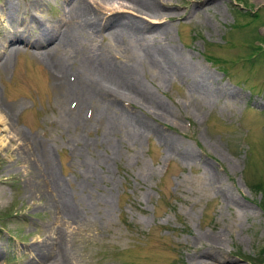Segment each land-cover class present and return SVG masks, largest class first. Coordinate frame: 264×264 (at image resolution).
Returning a JSON list of instances; mask_svg holds the SVG:
<instances>
[{"label":"rangeland","instance_id":"rangeland-1","mask_svg":"<svg viewBox=\"0 0 264 264\" xmlns=\"http://www.w3.org/2000/svg\"><path fill=\"white\" fill-rule=\"evenodd\" d=\"M6 1L0 45L12 22ZM11 1L18 25L36 15L60 30L39 48L13 41L0 62V264L263 260L252 186L264 181V0H149L170 15L163 21L99 5L103 23L113 21L91 33L96 42L70 40L135 67L134 77H104L124 98L116 102L89 95L83 55L68 72L58 67L54 43L79 0ZM117 14L149 30L113 41ZM146 46L159 57L141 55Z\"/></svg>","mask_w":264,"mask_h":264},{"label":"bare ground","instance_id":"bare-ground-1","mask_svg":"<svg viewBox=\"0 0 264 264\" xmlns=\"http://www.w3.org/2000/svg\"><path fill=\"white\" fill-rule=\"evenodd\" d=\"M124 1V2H123ZM169 0H162V2H168ZM197 1V0H196ZM200 1V0H199ZM153 2V1H151ZM158 3V1H157ZM170 3V1L168 2V4ZM195 3V2H194ZM93 4L96 5L95 9L94 8H91L90 5L92 4H89L87 3L86 0H79V3H78V7L70 14V18H67L66 21L69 19V23H66L64 24V26L62 27L61 31L62 33L60 34V36H58L57 38V41L54 43V49H55V56L58 58V62H60L58 64V67H60L63 71L65 72H68L67 71V66L69 65V68H70V63L76 58L78 57L79 55H83V62H84V65L83 66H87V71L89 70L90 72V75L87 76V78L90 79V82L92 81L91 80V77L93 78L94 77V81H92V83L94 84V87H95V90H93V92L89 93V95H97L98 93L104 95V97H108V98H111L113 101L115 100H119L121 101L122 98L118 93V91L115 89V88H112L111 87V83L110 85H106L107 82H105L103 84V81H108L107 78L111 75H114L116 77L120 76L122 78H126V77H134L136 76L135 75V67L134 69L132 68H120L117 67L113 61L111 59H114L113 56H111L112 53H108V59L106 57V52L103 51V49H100L99 52L97 50H92L91 48H88V49H83L81 51H78V47L76 45V43H74L73 40H70L71 38L72 39H83L87 34H88V38L86 41L88 42H91L93 44V41H95L93 38H92V35L91 33H93L94 31L96 30H99L100 28L104 27L105 25L107 26L109 23H111L113 20V18L111 19L110 18V21L107 20L106 23L104 24L103 23V20H105V16L106 14L103 13L101 11V8L102 7H99V5H106V6H115L116 5V9H114V11H119L121 9L124 10L125 12V8L127 7L128 10H131L133 11L135 14H138L140 16H145V17H148V18H153L152 20L154 19H161V18H164L166 16H168L170 18V15H167L165 13H162L160 11H157L156 9L157 6L155 5V3H150L149 0H100V1H95L93 2ZM160 5V4H159ZM93 6V5H92ZM94 7V6H93ZM115 8V7H114ZM193 8V7H192ZM64 9V8H63ZM108 10V9H107ZM110 10H113L110 9ZM3 16L2 17H5L10 15L9 18H11L12 22L10 21L11 25L9 27H7V30L5 28V42L0 45V55L1 57L3 56V61L1 60L0 62L3 63L4 65L3 66H6L8 65V62H9V56H10V50L9 48H7V45H9L10 43H12L13 41H19V42H22L24 44H26L27 46H31V47H42L45 45L46 42H49L51 41L52 39H54V37L57 36L59 30H60V26H55V28H52L51 25H50V22H45V21H40L37 19L36 15L32 16V18L29 20V21H26L22 26L21 25H18L17 23V18L19 17L18 16V13H16V9L14 8L13 6V2L11 0H7L4 4V7H3ZM127 11V10H126ZM26 14L25 13V10L23 11L22 15ZM137 15V16H138ZM174 15V14H173ZM120 16V14H117L116 16L114 15V18H116V21L118 23V29L115 31H113L111 33V38L113 39V41H116V38H117V33L119 32H124V34H128L130 38L128 39H131L134 41V39H136L137 37V34H142L144 33V30H147L148 28H144V25L142 23H139L138 22H133V20H126L125 18H118ZM139 16V17H140ZM175 16V15H174ZM131 18V17H130ZM7 19V18H6ZM135 19V18H134ZM145 20V19H144ZM143 21V19H142ZM151 21V20H149ZM161 21H163V19H161ZM19 22V21H18ZM103 23V24H102ZM34 25H39L41 27L40 29V32L39 33H34L35 31L33 32H30L27 30L28 26H34ZM34 28V27H33ZM149 30V29H148ZM123 35V33H122ZM143 35V34H142ZM116 37V38H115ZM127 37V36H126ZM125 38V37H124ZM150 38V37H149ZM118 39V38H117ZM127 39V38H126ZM130 40V41H131ZM137 40V39H136ZM135 40V41H136ZM147 40V39H146ZM141 41V40H140ZM142 41L144 42V40L142 39ZM154 41V40H153ZM96 42V41H95ZM117 42V41H116ZM116 42H114L116 44ZM122 42V41H121ZM132 42V41H131ZM130 42V43H131ZM137 42V41H136ZM142 42V43H143ZM113 43V44H114ZM128 43V42H127ZM126 43V44H127ZM145 43V42H144ZM138 44H140L138 42ZM112 45V44H111ZM119 45V44H118ZM147 45V44H146ZM156 45V44H155ZM115 46V45H114ZM127 46V45H126ZM125 46V47H126ZM131 46V45H130ZM117 47V46H115ZM137 51H138V48L137 46H135ZM139 47V46H138ZM109 48V46H108ZM112 48V47H111ZM118 48V47H117ZM122 48V47H121ZM153 48V47H152ZM151 48V49H152ZM159 48V47H158ZM107 49V47H106ZM116 49V48H115ZM123 49V48H122ZM80 50V49H79ZM113 50V49H112ZM135 50V49H134ZM162 50V49H161ZM160 50V51H161ZM136 51V50H135ZM109 52H113V51H109ZM141 55L143 54V56H145L147 58V55L150 57V59H154L156 55L155 51L154 52H151L149 49H148V46L144 47L141 49ZM159 51H157V54ZM163 52V51H162ZM97 53V55H96ZM136 55V54H135ZM166 56V55H165ZM73 57V59H72ZM105 59H102L104 58ZM159 57V56H157ZM51 59V57H47L44 59V61L46 63H48V61ZM80 59V60H82ZM151 59V60H152ZM79 60V59H78ZM103 60V61H102ZM75 61V60H74ZM118 61V60H117ZM52 62V61H51ZM78 62V61H77ZM82 62V63H83ZM116 62V61H115ZM79 63V62H78ZM95 64L97 65V68L95 66ZM123 64V63H121ZM131 64V63H130ZM60 65V66H59ZM124 65V64H123ZM122 65V66H123ZM126 65V64H125ZM137 64L135 63V66ZM80 66V64H79ZM127 66V65H126ZM74 67V66H73ZM84 68V67H82ZM174 68V67H173ZM170 72L172 73H181L180 71H176V70H173L171 67H170ZM192 69V68H190ZM84 70V69H83ZM82 70V71H83ZM79 71L80 70V67H79ZM86 71V73H87ZM139 71V70H138ZM137 71V72H138ZM74 72V71H73ZM195 72V71H194ZM80 73V72H79ZM81 74V73H80ZM170 74V73H169ZM204 74H206L207 76L209 75V78H211V74L208 73V72H205L204 71ZM83 75V73H82ZM205 75V76H206ZM86 76V75H84ZM178 76V75H177ZM206 76V77H207ZM104 77H105V80H104ZM109 77V78H110ZM79 78V77H78ZM84 78V77H83ZM114 78V77H113ZM111 78V79H113ZM119 78V77H118ZM120 78V79H122ZM82 79V78H81ZM80 79V80H81ZM85 80V79H83ZM132 80V79H131ZM111 81V80H110ZM115 81V80H114ZM120 80H118L119 82ZM125 81V80H124ZM82 82V81H81ZM80 82V83H81ZM109 82V81H108ZM121 82V81H120ZM79 83V84H80ZM129 83V82H128ZM83 84V83H82ZM86 84V82H85ZM119 84V83H117ZM122 84V82H121ZM127 84V82H126ZM84 85V84H83ZM91 87V86H90ZM125 87V86H124ZM88 88V86H87ZM127 88V87H126ZM84 89V87H83ZM82 89V90H83ZM87 90V89H86ZM129 90V89H128ZM145 90V89H144ZM92 91V89H91ZM127 91V90H126ZM130 92V91H129ZM71 89H70V84L68 83L67 84V89H66V98L70 97L71 96ZM83 93V92H81ZM123 93V92H122ZM121 93V94H122ZM125 93V92H124ZM128 93V91L126 92ZM133 95L134 92H131ZM142 93H146V91L142 92ZM148 93V92H147ZM89 95H87V98H89ZM124 95V94H123ZM126 95V94H125ZM142 96V95H141ZM145 96V95H144ZM127 97V96H126ZM125 97V98H126ZM130 97V95H129ZM132 97V96H131ZM145 98V97H144ZM149 98V97H148ZM153 98V97H151ZM146 99V98H145ZM144 99V100H145ZM93 100V99H92ZM153 100V99H152ZM116 102V101H115ZM68 113V112H67ZM66 114V113H65ZM75 113L71 112L69 110V116H73ZM10 118V117H9ZM81 118V117H80ZM139 118V117H138ZM140 119V118H139ZM6 118L4 117V119H0V122H5ZM145 124V123H144ZM143 127V126H142ZM144 128V127H143ZM11 129V128H10ZM16 129V128H15ZM14 134L15 136L18 138V141L20 140V137H21V132L19 130H14ZM25 135V134H24ZM28 137V136H27ZM14 141V140H13ZM31 141V140H30ZM26 143V142H25ZM22 146V145H20ZM20 152H17L19 154H27L28 155V151H24L23 149H19ZM217 237V236H216ZM65 239V238H64ZM201 239V238H200ZM221 239V238H220ZM60 241L61 238L59 239ZM212 240V239H211ZM59 241V242H60ZM61 244V243H60ZM43 246V245H42ZM48 247V246H47ZM58 247V246H57ZM39 248V247H37ZM43 248H46V247H43ZM50 248V247H49ZM59 248V247H58ZM61 248V246H60ZM54 249V248H53ZM218 249V248H217ZM40 250V249H39ZM47 250V249H46ZM38 251V250H37ZM51 251V250H50ZM37 253V252H36ZM59 253V252H58ZM63 253V252H62ZM65 253V252H64ZM218 253V252H217ZM223 253V252H222ZM57 254V253H56ZM219 254V253H218ZM50 256V254L48 255ZM57 256V255H56ZM61 256V255H60ZM217 256V255H216ZM59 257V256H58ZM64 258V257H63ZM62 259V257H61ZM211 259L216 263L218 260L217 258L215 257H211ZM60 261V260H59ZM209 263V262H208ZM55 264V263H54Z\"/></svg>","mask_w":264,"mask_h":264},{"label":"trees","instance_id":"trees-1","mask_svg":"<svg viewBox=\"0 0 264 264\" xmlns=\"http://www.w3.org/2000/svg\"><path fill=\"white\" fill-rule=\"evenodd\" d=\"M256 45H253V47H255ZM253 49H258L257 47L256 48H253ZM257 51V50H256ZM252 189L254 190V191H257V192H260L261 194H262V200H261V202H260V207H261V209H262V211H263V214H264V181H261L260 183H258V184H256V185H254V186H252ZM261 252H262V254H264V247H262L261 248ZM258 258V257H257ZM256 258V259H257ZM261 258V257H260ZM256 259H254V260H252L251 261V263L252 264H257L256 262L258 261V264H264V259L263 260H261L260 262H259V260H256ZM255 261V262H254Z\"/></svg>","mask_w":264,"mask_h":264}]
</instances>
